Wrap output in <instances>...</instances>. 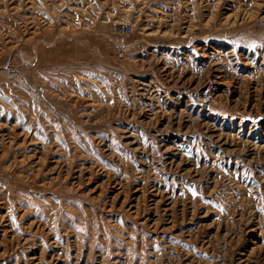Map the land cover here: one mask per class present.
<instances>
[{"label":"rangeland","instance_id":"374dc122","mask_svg":"<svg viewBox=\"0 0 264 264\" xmlns=\"http://www.w3.org/2000/svg\"><path fill=\"white\" fill-rule=\"evenodd\" d=\"M0 264H264V0H0Z\"/></svg>","mask_w":264,"mask_h":264},{"label":"built area","instance_id":"2783aa9c","mask_svg":"<svg viewBox=\"0 0 264 264\" xmlns=\"http://www.w3.org/2000/svg\"><path fill=\"white\" fill-rule=\"evenodd\" d=\"M130 30V25L121 24L118 30V33H126ZM180 94L189 98L197 105H199L203 109H208L211 105V97L208 90L205 89H195L190 86H182L179 90Z\"/></svg>","mask_w":264,"mask_h":264}]
</instances>
